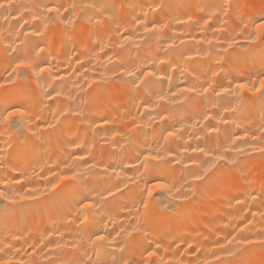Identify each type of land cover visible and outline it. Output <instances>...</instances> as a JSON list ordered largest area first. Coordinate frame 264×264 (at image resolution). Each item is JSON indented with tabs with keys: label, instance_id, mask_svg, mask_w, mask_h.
Masks as SVG:
<instances>
[{
	"label": "bare ground",
	"instance_id": "6f19581e",
	"mask_svg": "<svg viewBox=\"0 0 264 264\" xmlns=\"http://www.w3.org/2000/svg\"><path fill=\"white\" fill-rule=\"evenodd\" d=\"M185 1L0 0V264H264V30Z\"/></svg>",
	"mask_w": 264,
	"mask_h": 264
},
{
	"label": "rangeland",
	"instance_id": "374dc122",
	"mask_svg": "<svg viewBox=\"0 0 264 264\" xmlns=\"http://www.w3.org/2000/svg\"><path fill=\"white\" fill-rule=\"evenodd\" d=\"M173 1H174L173 5H180L181 1L186 2L185 0H173ZM227 1H229L230 6L226 4ZM175 2L178 4H176ZM215 2L216 0L214 1L211 0V4ZM222 2L226 4L224 6L222 4V7H224L222 10L223 12H225V15L229 12L235 14L234 17L236 18V21L239 22V23L237 22L240 28L239 34H247V35H250L251 37H254L258 33V30L259 31L261 30L259 25L261 24L262 21H264V17L259 19L257 16V11L255 9H257L258 7L259 8L264 7V0H220V3ZM154 3H156V1H154L153 4ZM136 9L137 8L134 7V10L129 11L128 18L130 19L135 18ZM224 24H226V26L229 27L228 20L224 22ZM195 41L196 42L202 41V44H205L206 42H208V37L204 35V32H200V33H197L195 37ZM245 47L246 46L242 48L245 50Z\"/></svg>",
	"mask_w": 264,
	"mask_h": 264
},
{
	"label": "snow or ice",
	"instance_id": "6c2138e0",
	"mask_svg": "<svg viewBox=\"0 0 264 264\" xmlns=\"http://www.w3.org/2000/svg\"><path fill=\"white\" fill-rule=\"evenodd\" d=\"M2 7H3V5L0 4V8H2ZM45 7L47 9V13H52L53 11H56V9L54 7H49L47 5ZM5 19H7V17H5ZM45 19H51V17L45 15ZM152 27L155 28L156 25H153ZM259 27H260L261 30H264V21L261 22V24L259 25ZM145 30L148 31L149 29L146 28ZM37 35H39V33H37ZM40 51H43V49H40ZM19 66H21L23 68H28L29 66H31L32 69H33L34 74H36V75H39V73H43L45 71V69L43 67H39V73H37L36 72V68L38 67V65L32 63L29 60H22V61H20ZM128 75H132V73L129 72ZM261 84H262V86H264V80L261 81ZM137 87H139V85H137ZM238 87L242 89V88H244V85H238ZM187 91L195 92L196 89L190 88V89H187ZM204 91L207 92L208 89L205 88ZM57 95H59V93H57ZM160 99L163 100L164 97L161 96ZM16 116H22V110L15 109L13 111H9L7 113V115L4 116V121L6 123H11L12 120H13V117H16ZM172 135H174L173 132H168V136H172ZM194 151H196V150L194 149ZM199 151H204V150L203 149H199ZM259 151L260 152H264V148H260ZM169 155H171V153H169ZM157 159H160V157L155 156V155H149V156H146L145 157V160H157ZM216 159L217 160H224L225 157L223 155H219V156L216 157ZM200 178L201 177H199V176L196 177V179H200ZM65 179H67V177H65ZM55 187H56V185H53V188H55ZM154 187H158L160 189H163V188L166 187V185L165 184H159V185L154 186ZM112 194H113L112 192H110V191L108 192V195L109 196H111ZM148 195L149 196L152 195V191L151 190L148 192ZM2 196H3V194L0 193V198H2ZM25 198L27 199V197H25ZM83 207L85 209L92 208L93 207V204L91 202H87V203H84L83 204ZM261 215H264V213H261ZM104 240H105V237L104 236H102V235H96L95 236V239L92 242L93 243H97V242H102ZM229 243H231V241H229ZM243 243H246V244L260 243L261 245H264V239L259 240V241L246 240V241H243ZM157 247H159V245H157ZM221 247L223 248V245H221ZM231 254L232 253H229V255H231ZM147 255H148L149 258H151L154 255V253L153 252H148Z\"/></svg>",
	"mask_w": 264,
	"mask_h": 264
}]
</instances>
